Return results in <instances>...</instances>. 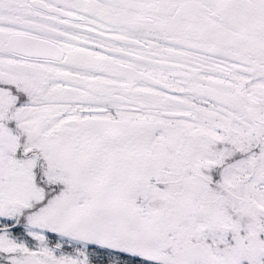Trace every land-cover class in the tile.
<instances>
[{
  "label": "snow or ice",
  "instance_id": "1",
  "mask_svg": "<svg viewBox=\"0 0 264 264\" xmlns=\"http://www.w3.org/2000/svg\"><path fill=\"white\" fill-rule=\"evenodd\" d=\"M0 264H264V0H0Z\"/></svg>",
  "mask_w": 264,
  "mask_h": 264
}]
</instances>
